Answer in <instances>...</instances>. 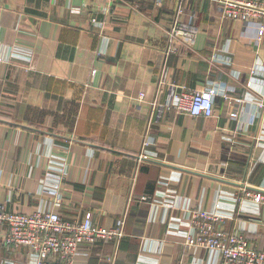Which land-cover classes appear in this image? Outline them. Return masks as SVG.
<instances>
[{"label":"crops","instance_id":"crops-1","mask_svg":"<svg viewBox=\"0 0 264 264\" xmlns=\"http://www.w3.org/2000/svg\"><path fill=\"white\" fill-rule=\"evenodd\" d=\"M178 7L198 32L170 51ZM207 86L227 96L210 118L169 108ZM262 100L264 22L225 19L209 0H0V205L121 224L74 264H220L185 244V208L264 250V204L245 197L264 189ZM4 236L0 264L24 263Z\"/></svg>","mask_w":264,"mask_h":264},{"label":"built area","instance_id":"built-area-1","mask_svg":"<svg viewBox=\"0 0 264 264\" xmlns=\"http://www.w3.org/2000/svg\"><path fill=\"white\" fill-rule=\"evenodd\" d=\"M209 1L219 6L225 19L264 22V0ZM181 15L182 9L178 7L167 31L170 51H175L177 45L192 46L198 32L194 25L180 21ZM218 96L227 97L224 90L215 86L190 92H174L169 108L196 118H210ZM258 108H264V100L258 103ZM148 145L150 143L146 141L144 146ZM148 158L147 152L138 156L140 161ZM57 190V186H54L50 192L56 205L59 204V198L55 197ZM245 197L256 205L264 204V189L245 191ZM184 210L193 225V231L186 236L185 244L216 253L220 264H264V250H255L241 235L218 227L225 217L216 212ZM0 227L5 231L3 243L6 248L26 250L24 263L7 261L2 264H74L75 257L83 248L102 241H118L122 237L121 224L110 230L97 228L93 226L90 214L81 219L65 220L46 204L29 214L12 212L6 205H0Z\"/></svg>","mask_w":264,"mask_h":264},{"label":"trees","instance_id":"trees-1","mask_svg":"<svg viewBox=\"0 0 264 264\" xmlns=\"http://www.w3.org/2000/svg\"><path fill=\"white\" fill-rule=\"evenodd\" d=\"M5 246V245H4ZM6 247V246H5ZM7 249H10V250H12L13 248H7Z\"/></svg>","mask_w":264,"mask_h":264}]
</instances>
